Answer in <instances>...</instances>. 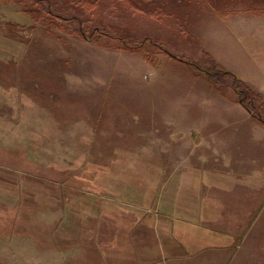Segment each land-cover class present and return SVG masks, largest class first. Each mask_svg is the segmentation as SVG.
<instances>
[{"label": "rangeland", "instance_id": "1", "mask_svg": "<svg viewBox=\"0 0 264 264\" xmlns=\"http://www.w3.org/2000/svg\"><path fill=\"white\" fill-rule=\"evenodd\" d=\"M76 1L48 10L0 0V264L30 261L34 243L73 255L107 247L118 264L169 262L175 241L155 217L175 211L182 192L226 196L219 206L232 214L227 234L191 246L185 263L264 264V44L261 29L238 27L264 21V0H188L159 18L112 0L89 13ZM63 2L92 14L86 25L127 29L141 48L66 33L55 16ZM213 63L258 95L247 96L256 117L234 86L208 78ZM83 253L73 264L108 261Z\"/></svg>", "mask_w": 264, "mask_h": 264}, {"label": "crops", "instance_id": "2", "mask_svg": "<svg viewBox=\"0 0 264 264\" xmlns=\"http://www.w3.org/2000/svg\"><path fill=\"white\" fill-rule=\"evenodd\" d=\"M242 24V23H241ZM239 29H247V28H258L261 29L258 31V35L260 36L261 43L264 44V21H249L246 22L245 25H239ZM248 32V31H247ZM250 34V33H249ZM264 53V49L262 50ZM264 72V71H263ZM257 85L259 89L264 91V79L258 78ZM209 148V147H208ZM192 151V150H191ZM190 151V152H191ZM189 152V153H190ZM193 154L196 151L192 152ZM187 154V153H186ZM206 154L205 150L200 152V155ZM181 155H185L181 153ZM183 168V165H181ZM182 170V169H181ZM202 179H195L189 180L187 179H179L178 184L182 186V188H193V187H208V185H203ZM195 195V194H194ZM184 196L183 192L182 195L178 194V196L173 197L176 207L175 211L172 213H166V215L160 214L158 217H155V226H159L160 229L165 228L166 230H170V236L174 239V243H171L169 248L175 250L172 254L169 252L165 253L166 258L170 259V261H165L163 264H184V261L189 259H194L197 255V251H195L191 246H202L207 248L209 246L207 238L213 239V237L217 236L218 234L225 235L227 234L228 226L226 223L228 219H231L232 214L230 212L225 213L222 206L220 204H225L226 196ZM215 209L219 210V213L213 212ZM216 213L221 216H216ZM218 220V224H217ZM217 232V233H216ZM15 235L14 232L11 233V236ZM218 235V236H219ZM197 242V243H194ZM160 244V243H159ZM94 245V244H93ZM93 245L90 248L83 246L78 250V254L73 255L67 249H60L56 248L55 246L49 244L46 247H42L41 245H37L36 243L33 244L32 248V257L30 261H23V264H73V259H78L79 261L86 262V257L84 256L85 253L89 249L99 251L98 258L99 260L103 261L101 258H105L106 260L113 262V264H118L117 260H114L115 257L111 256L109 252V248L103 247V249L96 248L94 249ZM163 244L159 245V248L162 252H164ZM55 247V248H54ZM58 247V246H57ZM18 246L16 247V251ZM168 248V247H165ZM179 249V250H178ZM240 251V248L237 249V252ZM59 253L58 259L56 258L55 253ZM171 252V251H170ZM63 253V254H62ZM107 255V256H106ZM237 254L234 255L236 257ZM107 261V262H108ZM106 262V264H107ZM16 264H21L16 261ZM105 264V263H104ZM187 264V263H185Z\"/></svg>", "mask_w": 264, "mask_h": 264}, {"label": "trees", "instance_id": "3", "mask_svg": "<svg viewBox=\"0 0 264 264\" xmlns=\"http://www.w3.org/2000/svg\"><path fill=\"white\" fill-rule=\"evenodd\" d=\"M24 1V0H23ZM34 6H37V4L41 5L42 3H46L48 6V10H53L52 5L54 3V0H30ZM117 1L116 3H122L126 8H129L133 11H137L139 13L148 15L150 17H176L175 15L178 13L177 8L184 7L188 0H112ZM59 2V1H58ZM80 6H82V11H86L89 9V13H92V8L98 5L101 0H77L76 1ZM65 2H63L58 8L61 9L60 11L66 12L67 9L65 8ZM86 8V9H85ZM45 9V8H44ZM75 10V9H74ZM73 9L68 10L65 14L64 12H58L59 14L55 15L63 24V27H61L66 33L72 34V35H78L79 37L84 38H94L95 35H103L107 36L116 44H120L122 48H125L127 50L131 51H137L139 48H141L142 44L141 42L136 43L135 45L132 44V41L137 39V37H134L127 29L120 28L116 26H110L105 25L104 23H98L97 25L89 24L86 25V21H91L92 14H89V18L87 16H84V12L81 10L74 11ZM33 13V10L31 11ZM46 12V11H45ZM51 14V12H48V14ZM79 13V14H78ZM34 14V13H33ZM53 15V14H52ZM180 27L182 24H179ZM183 28V27H182ZM93 36V37H92ZM146 39L148 37H145ZM195 67V66H193ZM197 68V67H196ZM207 76L209 79L216 78L218 82H224L226 84H231L236 88L239 92V96L241 99V104L252 113L253 117H256L259 114V107L260 105L256 106L254 103V100L249 98L247 99L248 94L255 95L254 97H258V95L255 92H251L250 88H247V86L244 85V83H241L237 75H235L233 72L223 68L222 66L218 65L217 63H213L210 70L206 71ZM230 80V81H229ZM242 89H239V85ZM248 100V102H246ZM252 103V106L256 109L255 115L254 112L251 111L249 104Z\"/></svg>", "mask_w": 264, "mask_h": 264}]
</instances>
